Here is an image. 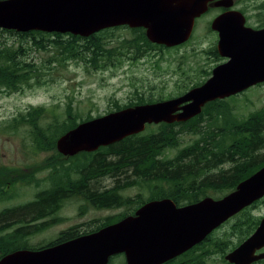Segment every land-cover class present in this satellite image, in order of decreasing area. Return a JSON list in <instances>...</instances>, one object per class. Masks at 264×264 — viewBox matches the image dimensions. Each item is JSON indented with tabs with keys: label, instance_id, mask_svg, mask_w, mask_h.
Returning <instances> with one entry per match:
<instances>
[{
	"label": "water",
	"instance_id": "95a60500",
	"mask_svg": "<svg viewBox=\"0 0 264 264\" xmlns=\"http://www.w3.org/2000/svg\"><path fill=\"white\" fill-rule=\"evenodd\" d=\"M216 0H0V28L71 33L89 37L104 29L145 28L150 42L176 47L187 42L196 19ZM230 8L234 0H219ZM211 29L219 33L218 49L229 60L212 71L203 84L184 94L138 104L80 122L57 140L65 156L94 152L146 130L149 124L187 122L216 99L264 82V28L246 25L239 10L215 17ZM264 195V167L221 200L206 198L177 208L163 199L144 205L138 217L128 216L97 231L43 249H18L0 264H108L125 253L127 264H158L182 253L253 199ZM264 239V220L256 233L235 251L240 254ZM235 255V254H234Z\"/></svg>",
	"mask_w": 264,
	"mask_h": 264
},
{
	"label": "trees",
	"instance_id": "16d2710c",
	"mask_svg": "<svg viewBox=\"0 0 264 264\" xmlns=\"http://www.w3.org/2000/svg\"><path fill=\"white\" fill-rule=\"evenodd\" d=\"M258 8H264V3ZM122 29H129L131 34L126 37L117 35L116 32ZM19 34L22 38L20 41L22 45L19 48L0 41V89L21 87L22 81L27 84L31 78L51 73L58 66L64 67L73 60L78 63L84 62L88 67L99 70L116 65L124 58L136 61L152 51L160 54L164 50L173 49L150 42L146 36V29L142 27H113L89 37L43 31ZM32 49H42L50 55L39 65L28 60ZM215 51L216 47L211 48L210 54ZM205 74L209 76L211 71H205ZM202 83L198 81L191 86L184 84V87L190 90ZM149 89H157V86L149 85ZM170 97L171 95L154 93L147 95L137 90L135 99L131 98L127 104L122 105L115 101V109L153 103ZM92 118L90 114L83 117L78 111L74 113L73 108H68L67 117L60 121L56 115L48 116L45 108L32 107L28 112L15 117L9 124H5L4 128L16 130L28 126L30 128L28 134L35 144L34 149L53 151L55 154L54 160L50 159L47 164L54 168L51 179L54 177V181L59 183L75 182L77 195L83 196L88 204L98 209L126 204L127 199L122 190L130 185L154 181L180 183L187 181L186 178L189 176L193 180L196 177L194 168L201 166L218 168L220 163L213 161L220 160L221 154L226 151H257L264 146V110L253 112L248 121V117L237 115L232 106L218 100L206 104L201 114L187 122L162 123L157 125L155 130L151 128L153 125H150L151 130H148L150 129L148 127L141 134L129 136L97 151L82 152L73 158L64 157L57 149V139L80 122ZM186 133L195 134L197 138L181 147V135ZM174 150L176 154L170 156ZM123 175L128 178L125 182L122 179ZM108 176L115 177V186L106 189L92 187L93 179ZM132 176L135 178L130 180L129 177ZM0 199L6 197L1 196ZM4 212H0V217ZM120 219V215L109 216L90 232ZM64 235L49 241L46 245L30 244L23 236L8 238L1 235L0 259L17 249H38L69 240L79 236L80 232L78 229H72Z\"/></svg>",
	"mask_w": 264,
	"mask_h": 264
},
{
	"label": "rangeland",
	"instance_id": "374dc122",
	"mask_svg": "<svg viewBox=\"0 0 264 264\" xmlns=\"http://www.w3.org/2000/svg\"><path fill=\"white\" fill-rule=\"evenodd\" d=\"M262 3L264 0H239L235 8L243 7L248 14L253 15L256 11L254 8ZM217 13L218 11L212 8L197 18L190 41L178 48L164 50L160 54L152 51L136 61L124 58L116 65L99 70L88 67L84 62L69 61L66 66H58L51 73H45L39 78L33 77L29 83L35 85L29 87L26 84L22 93L1 95L0 164L30 168L34 163L42 160L45 163L43 173L45 176L49 173L46 162L49 156L55 155L54 152L36 153L32 147V140L29 138L28 126H22L16 130L4 128L5 124H9L15 117L28 112L32 107H43L48 116L56 115L60 121L67 117L68 108H73L74 113L78 111L83 117L89 114L98 117L116 111L115 101L123 105L127 104L131 98L135 99L137 90L147 95L154 93L155 95H171L170 98H175L188 90L184 84L191 86L198 81L205 82L210 78L205 71L211 70L215 64L210 52L211 48L216 46L217 35L211 30L210 25ZM257 21L258 19L252 16L251 23L257 25ZM116 34L126 37L131 34V31L122 29ZM15 37L12 34L0 32V41H7L8 44H13L15 41L14 44L18 45L22 38L16 40ZM49 55V52L42 49H32L28 60L40 65ZM149 85L157 86V89L150 90ZM232 100L229 105L234 106L235 113L241 117L245 116L248 110L255 111L264 103V85L251 88L242 96ZM151 128L155 130L157 125L153 124ZM195 138L197 135L192 133L181 135V147L193 142ZM175 154L176 150L170 156ZM15 172L22 174L18 170ZM129 178L131 180L135 177ZM122 179L125 182L128 178L123 175ZM91 184L93 188L106 189L115 186L116 179L111 176L96 178ZM138 191V187L132 185L123 193L133 197ZM72 206V209L66 211L71 218L70 221L26 238L28 242L33 245L47 243L56 238V232L61 227L67 225H80L82 231L90 230L109 216L118 215L125 210L123 207L97 209L79 199L74 200ZM2 207L3 204L1 205L0 201V209ZM120 261V258H117L114 264H120Z\"/></svg>",
	"mask_w": 264,
	"mask_h": 264
},
{
	"label": "flooded vegetation",
	"instance_id": "af4514ba",
	"mask_svg": "<svg viewBox=\"0 0 264 264\" xmlns=\"http://www.w3.org/2000/svg\"><path fill=\"white\" fill-rule=\"evenodd\" d=\"M216 1L211 2L209 5V10L214 8L218 11L215 17L229 10H239L246 17L247 26H251L255 29L264 28V8L256 7L254 8L256 10L255 13L250 15L243 7L240 9L235 8V4L238 3L239 0H234V5L230 8L216 6ZM252 16L258 19L256 22L257 25L251 23ZM5 30L7 29L0 28V32L12 34L16 36V40L21 39L19 34L21 32H17L15 30ZM215 32L217 35V43L215 46L216 51L211 54L215 64L210 70L211 74L209 76L212 75V71L215 67L229 60V57H224L220 54L218 49L219 33L217 31ZM3 43H7V41H4ZM14 43L15 41H13V44H7L9 46L14 45L18 48L22 45L21 42H19L18 45ZM19 58L20 56H18V59ZM20 85L21 87L16 86L11 89L6 87L1 88L0 96L3 94L11 95L22 93L25 90L24 88L26 84L22 81ZM34 85L35 84L33 83H27L26 86L33 87ZM262 85H264V82L249 87L248 89L236 93L235 95L224 99H216L214 101L221 100V102L229 104L233 101L232 99L242 96L249 89L261 87ZM263 110L264 103L258 106L255 111L248 110L247 114L242 117H248L247 119L249 121L253 112ZM147 128L148 125L146 130ZM29 138L32 140V147L35 148L32 137L29 136ZM35 152L40 154V152L49 153L51 151L36 150ZM64 157L73 158L74 156L64 155ZM52 158L54 160V155L49 156L46 163L48 164ZM71 161L72 160L70 159L69 163H71ZM217 161L220 163L218 168L212 169L208 166L194 168V175H196V177L193 180H191L189 176L186 178L187 181L180 183H157L154 181L150 183L145 182L134 184L133 186L136 185L139 191L133 197L127 196L123 193L130 186H132L130 185L122 190V194L126 197L127 203L114 208H125L124 211L118 214L121 216V219H123L128 216L138 217L137 212L144 205L152 201L168 199L173 202L175 207L182 208L198 203L206 198L221 200L235 192L240 183L249 179L264 167V146L257 151H226L221 154L220 160L215 159L213 162L215 163ZM34 164H36V166H33ZM34 164L32 165L33 167L31 166L30 168L0 164V197H6V199H0L1 205L3 204L0 212L5 211L0 217V236L2 235L8 238H11L12 236H23L29 238L48 230L51 227L62 225L70 221L71 218L66 214V211L73 208L72 204L74 200H83L84 203L88 204L83 196L77 195L75 182H56L54 181V177L51 179V172H54L53 167L48 165L49 173L45 176L43 173L45 166L44 161L41 160L40 162H36ZM16 170L22 174H16ZM73 175L75 176V173ZM263 220L264 195L253 199L250 203L239 209V211L212 229L202 240L188 250L158 264H264V239L254 241V243H251L245 251L240 254L235 253L241 245H243L256 233ZM72 229H78L80 232L79 236H81L91 233L90 230L93 228L82 231L80 225L63 226L60 230H58V232H56V238L53 240L65 236L64 233L72 231ZM47 243H42L41 245H46ZM50 246H43L38 249ZM117 258H120V264H127V256L124 252L111 256L108 264H114Z\"/></svg>",
	"mask_w": 264,
	"mask_h": 264
}]
</instances>
